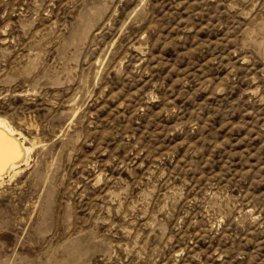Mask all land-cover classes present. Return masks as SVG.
Returning <instances> with one entry per match:
<instances>
[{"label": "rangeland", "instance_id": "obj_1", "mask_svg": "<svg viewBox=\"0 0 264 264\" xmlns=\"http://www.w3.org/2000/svg\"><path fill=\"white\" fill-rule=\"evenodd\" d=\"M0 118V264H264V0H0Z\"/></svg>", "mask_w": 264, "mask_h": 264}, {"label": "bare ground", "instance_id": "obj_2", "mask_svg": "<svg viewBox=\"0 0 264 264\" xmlns=\"http://www.w3.org/2000/svg\"><path fill=\"white\" fill-rule=\"evenodd\" d=\"M28 153L29 148L23 145L7 121L0 118V181L6 174L15 173Z\"/></svg>", "mask_w": 264, "mask_h": 264}]
</instances>
